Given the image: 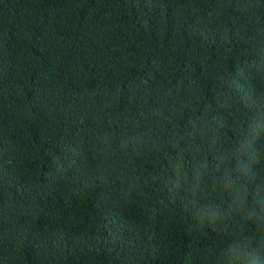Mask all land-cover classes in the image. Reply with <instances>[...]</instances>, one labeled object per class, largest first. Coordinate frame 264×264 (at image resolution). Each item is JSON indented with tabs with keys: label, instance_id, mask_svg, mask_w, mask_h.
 Returning <instances> with one entry per match:
<instances>
[{
	"label": "trees",
	"instance_id": "16d2710c",
	"mask_svg": "<svg viewBox=\"0 0 264 264\" xmlns=\"http://www.w3.org/2000/svg\"><path fill=\"white\" fill-rule=\"evenodd\" d=\"M261 120L264 0H0V264H248Z\"/></svg>",
	"mask_w": 264,
	"mask_h": 264
},
{
	"label": "clouds",
	"instance_id": "9594fccd",
	"mask_svg": "<svg viewBox=\"0 0 264 264\" xmlns=\"http://www.w3.org/2000/svg\"><path fill=\"white\" fill-rule=\"evenodd\" d=\"M257 126L264 128V120L257 121ZM239 143H240V147L242 150L245 147L250 148L251 142L248 141L247 138H245L242 141H239ZM241 164H242V161H241ZM262 258H264V251H256L255 254L249 258L248 264H257V261L261 260Z\"/></svg>",
	"mask_w": 264,
	"mask_h": 264
}]
</instances>
